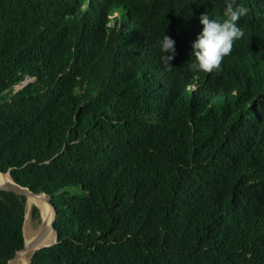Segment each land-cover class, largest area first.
I'll return each instance as SVG.
<instances>
[{"label":"trees","instance_id":"1","mask_svg":"<svg viewBox=\"0 0 264 264\" xmlns=\"http://www.w3.org/2000/svg\"><path fill=\"white\" fill-rule=\"evenodd\" d=\"M226 3L0 0V169L56 209L29 264H264V0H236L220 70L189 68ZM25 214L0 190V264Z\"/></svg>","mask_w":264,"mask_h":264},{"label":"clouds","instance_id":"2","mask_svg":"<svg viewBox=\"0 0 264 264\" xmlns=\"http://www.w3.org/2000/svg\"><path fill=\"white\" fill-rule=\"evenodd\" d=\"M247 12L248 8L237 4L236 0H227L222 20L210 18L206 12L200 15L199 22L203 27L192 43L194 62L189 65L192 71L209 73L220 70L223 59L231 54L234 42L244 35L238 21ZM174 44L175 41L166 35L157 43L163 53L161 61L167 66H171L169 61L175 56Z\"/></svg>","mask_w":264,"mask_h":264},{"label":"bare ground","instance_id":"3","mask_svg":"<svg viewBox=\"0 0 264 264\" xmlns=\"http://www.w3.org/2000/svg\"><path fill=\"white\" fill-rule=\"evenodd\" d=\"M9 181H10L9 175L0 174V184L6 185ZM33 205L38 207L41 218L40 225L36 229L29 227V225H27V222L29 220L30 208ZM26 206H27V213L23 228L24 237H25V248L19 253L18 264H29L31 255L36 249H38L43 245L51 244L55 240V232L53 229H50L43 238L42 243L38 245H34L35 240L43 232V230L45 229L46 225L48 224L51 218V207L47 202L32 196H28L26 198Z\"/></svg>","mask_w":264,"mask_h":264},{"label":"water","instance_id":"4","mask_svg":"<svg viewBox=\"0 0 264 264\" xmlns=\"http://www.w3.org/2000/svg\"><path fill=\"white\" fill-rule=\"evenodd\" d=\"M0 174L2 175H9L10 177V181L6 184V185H2L0 184V190H6V191H11V192H14L16 194H19V195H23L25 196L26 198L28 196H32V197H36V198H39L45 202H47L50 207H51V218L48 222V224L46 225L45 229L43 230V232L38 236V238L35 240L34 242V245H38V244H41L42 241H43V238L45 237V235L48 233V231L50 229H53L54 232H55V240L54 242H52L51 244H47V245H43L41 247H39L38 249L40 248H43V247H46V246H50L52 244H54L56 242V238H57V232L55 231L54 227H53V223L55 221V217H56V209L54 207V205L51 203V199L50 197L45 194L44 192H34V191H31L30 189L28 188H25L21 185H19L18 183H16L14 181V179L10 176V174L8 172H3L1 169H0ZM38 208V207H37ZM25 217H26V214H25ZM25 248V244L24 246L15 252L14 256L8 261L7 264H18V261H19V253L20 251H22L23 249ZM36 249L33 254L38 250ZM32 256V255H31Z\"/></svg>","mask_w":264,"mask_h":264},{"label":"rangeland","instance_id":"5","mask_svg":"<svg viewBox=\"0 0 264 264\" xmlns=\"http://www.w3.org/2000/svg\"><path fill=\"white\" fill-rule=\"evenodd\" d=\"M30 210H31V208H30ZM26 213H27V206H26ZM25 219H26V217H25ZM40 222H41V218H40V212H39V210H38V218L37 219H32L31 218V215H30V212H29V220L27 222V225H29V227H32V228H35L36 229L40 225Z\"/></svg>","mask_w":264,"mask_h":264}]
</instances>
